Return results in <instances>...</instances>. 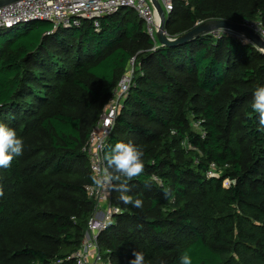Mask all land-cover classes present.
I'll return each mask as SVG.
<instances>
[{
	"label": "trees",
	"instance_id": "1",
	"mask_svg": "<svg viewBox=\"0 0 264 264\" xmlns=\"http://www.w3.org/2000/svg\"><path fill=\"white\" fill-rule=\"evenodd\" d=\"M134 11L105 16L98 29L88 20L0 28V122L24 144L0 168V264H76L96 204L83 149L132 59L133 83L104 157L117 142L143 150L144 171L129 182L143 208L112 190L123 212L100 236L102 251L111 250L105 257L129 264L137 250L145 264H179L188 250L193 264H264V130L251 109L264 53L215 33L155 47ZM218 19L264 26V0H173L165 29L176 37ZM185 140L198 149H185ZM213 162L219 178L206 174Z\"/></svg>",
	"mask_w": 264,
	"mask_h": 264
},
{
	"label": "built area",
	"instance_id": "2",
	"mask_svg": "<svg viewBox=\"0 0 264 264\" xmlns=\"http://www.w3.org/2000/svg\"><path fill=\"white\" fill-rule=\"evenodd\" d=\"M167 16L173 10V0H159ZM187 2V0H186ZM122 8H130L137 12L138 16L146 23L148 35L157 43L161 19L152 0H16L0 6V28H10L22 23L32 22L40 18L53 23L55 28L79 27L83 21H92L98 29L100 19L112 15ZM199 22L198 24H200ZM242 25L254 31L264 41V26L262 22L244 20ZM215 34H229L240 41L254 44L244 34L231 29H218L212 31ZM169 36V35H168ZM170 37V36H169ZM263 53L264 50L259 48ZM132 59L130 65H134ZM134 70L123 76L118 86L109 98V103L104 111L99 125L91 132L88 143L83 149L90 160L91 170L94 174L107 167L104 157L106 141L110 137L117 117L123 106V100L128 95L134 78ZM200 128L202 138L206 137L202 121L194 123ZM198 131V130H197ZM182 146L188 150H197V146L189 140L182 142ZM222 169L216 163H211L206 174L208 177L219 178ZM224 185L229 186V178L224 180ZM89 195L95 200V210L88 222V229L83 238L80 249L74 254L76 264H113L110 249L102 251L100 236L112 224L116 223L118 215L123 210L112 202V190H103L95 185L87 187Z\"/></svg>",
	"mask_w": 264,
	"mask_h": 264
},
{
	"label": "clouds",
	"instance_id": "3",
	"mask_svg": "<svg viewBox=\"0 0 264 264\" xmlns=\"http://www.w3.org/2000/svg\"><path fill=\"white\" fill-rule=\"evenodd\" d=\"M251 109L258 115V129L264 130V85H258L252 93ZM23 147V140L18 137L16 131L0 122V168H9L13 159L23 154ZM143 157L144 152L139 146L132 142H117L105 154L107 167L99 173L94 170L90 178L99 189L119 192L118 198L122 204L142 209V199L129 194L131 191L129 182L143 173L145 167ZM151 180L163 188L158 177L152 176ZM145 184L146 187L149 186L148 182ZM163 195L166 199L173 198L170 189H163ZM129 264H145V254L134 251ZM179 264H193V258L188 250L180 255Z\"/></svg>",
	"mask_w": 264,
	"mask_h": 264
},
{
	"label": "water",
	"instance_id": "4",
	"mask_svg": "<svg viewBox=\"0 0 264 264\" xmlns=\"http://www.w3.org/2000/svg\"><path fill=\"white\" fill-rule=\"evenodd\" d=\"M13 1H16V0H0V6L13 2ZM152 2L161 19L160 29H159V32L157 33L158 40L161 46L176 47V46L184 45L187 42L194 40L195 38L211 33L212 31H215L218 29H231L235 32L244 34L248 39H250L254 43V45L264 50V41L261 39V37L258 34H256L254 31H252L251 29L247 28L246 26L240 23H233L225 19L201 22L200 24H197L192 30L188 32H185L176 37H169L165 29V24L168 19V16L165 13L159 0H152ZM31 21L32 22H39V21L48 22V20L40 19V18H36Z\"/></svg>",
	"mask_w": 264,
	"mask_h": 264
},
{
	"label": "rangeland",
	"instance_id": "5",
	"mask_svg": "<svg viewBox=\"0 0 264 264\" xmlns=\"http://www.w3.org/2000/svg\"><path fill=\"white\" fill-rule=\"evenodd\" d=\"M189 1L190 0H187V2L186 3H189ZM134 13H136L135 11H134ZM241 24V23H240ZM159 45H161L160 44V42H159V40H158V36H157V43H156V45H155V47H157V46H159ZM256 46V45H255ZM257 47V46H256ZM154 49V48H153ZM133 63H134V65H130L129 67H128V69H127V71L124 73V74H122V76L120 77V79H119V82H120V80L123 78V76L125 75V74H127V73H129V72H132V68H133V70H134V73H135V60H133ZM134 73H133V75H134ZM118 82V83H119ZM118 86V85H117ZM108 103H109V99H108V101L106 102V104L104 105V107H103V110H102V113L100 114V116H99V119H98V121H97V123L95 124V126L93 127V129H92V131L99 125V123H100V121H101V119H102V117H103V114H104V111H105V109H106V107H107V105H108ZM195 117H193L192 115H191V117H190V122H191V127H192V129L194 130V131H200V128H198V127H195V125H194V123L196 122V120L194 119ZM91 131V132H92ZM89 141V140H88ZM88 229V228H87ZM87 232V231H86Z\"/></svg>",
	"mask_w": 264,
	"mask_h": 264
}]
</instances>
